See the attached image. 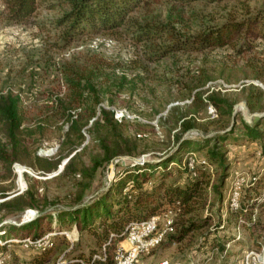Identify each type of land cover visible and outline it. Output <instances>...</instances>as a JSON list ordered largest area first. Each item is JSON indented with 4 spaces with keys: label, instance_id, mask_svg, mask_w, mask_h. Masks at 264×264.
Instances as JSON below:
<instances>
[{
    "label": "trees",
    "instance_id": "1",
    "mask_svg": "<svg viewBox=\"0 0 264 264\" xmlns=\"http://www.w3.org/2000/svg\"><path fill=\"white\" fill-rule=\"evenodd\" d=\"M248 1L2 0V16L10 25H23L31 20L39 4L47 3L48 10L58 11L55 24L63 30L58 37L60 44L57 48L62 50L83 37L115 35L128 27V34L135 45L144 44L153 48L150 60L157 63L166 57L173 58L176 53L201 54L216 49H230L236 56L255 54L257 42L264 43V9L253 10L246 4ZM161 2L166 5V14L162 17L150 9L152 4ZM198 2L207 5L237 2L241 3V12L237 14L234 8L218 23H212L192 8ZM138 9L147 12L140 22L131 18V14ZM56 66L65 92L48 98L44 106L24 107L18 94L10 91L0 94V224L12 217L20 220V216L27 211L35 212L31 220H25L20 225L6 223L0 226V239L4 241L0 250L5 251L6 246L13 243L7 241L13 235L23 234L19 244L24 245L25 236L32 241L43 236V225H69L75 227L79 234L89 235L97 249L94 248L89 256H72L65 264H81L80 261L88 264L103 245H106L105 260H96L91 264H114L113 251L124 240L120 235L126 226L130 222L155 216L165 207L173 208L176 213L174 232L163 241L168 240V245L181 243L207 227L210 218L204 216L198 219V214L207 204L208 189L220 198L224 183L232 174L224 145L228 142L235 146L261 142L264 139V119L253 126L242 123L241 135H235V127L226 130L236 101L230 99L229 94L217 90H202L207 84V77H203L202 81L196 79L195 85L188 86L192 95L190 106L183 111L180 107L169 108L167 118L158 119L164 130L165 122L177 113L172 120L174 129L166 136L167 141H172L174 145L162 156L140 162L137 161L138 154L133 153L136 142L131 144V139L124 135L122 123L115 121L113 113L100 106L104 99L112 105L113 98L126 91L130 82L122 64L95 51L85 50L73 53L68 60ZM141 69L147 70L145 66ZM253 79L260 81L261 74L255 73ZM249 86L244 100L249 112L262 111L264 92ZM241 90L244 92V87ZM210 106L215 110L217 120H208ZM58 124L66 125L67 129L56 155L40 157L36 154L40 137L46 128ZM212 124H219L221 132L218 130L207 136V127ZM192 131L197 132L195 137L189 136ZM84 133L89 135L87 144ZM197 153H204V156H196L198 162L190 170L183 162L189 155ZM119 156L129 159L127 164L120 166V174L108 187L80 206L83 193L95 173ZM15 164L43 175L60 172L59 167L63 166L57 179L69 175L72 179L81 178L76 183L80 191L69 206L72 209L56 208L46 212L53 207L46 197L41 199L38 182L26 174L23 177L27 188L18 194L15 191ZM169 165L183 177L182 184L176 181L167 184L171 177ZM212 167L220 171L215 186L210 185ZM253 175L254 180L242 192L241 201H244L241 209L234 216L244 217V229L260 232L264 231V216L261 214L264 209V203H261L264 171ZM53 232L58 236V232ZM110 235L114 237L108 244ZM233 241L239 243V240ZM27 249L39 255L34 258L33 264H44L52 248L27 246Z\"/></svg>",
    "mask_w": 264,
    "mask_h": 264
},
{
    "label": "rangeland",
    "instance_id": "2",
    "mask_svg": "<svg viewBox=\"0 0 264 264\" xmlns=\"http://www.w3.org/2000/svg\"><path fill=\"white\" fill-rule=\"evenodd\" d=\"M46 4H39L36 13L28 23L10 25L4 21L2 16L4 7L0 0V94L8 91L18 94L24 107L44 106L48 98L61 96L65 88L57 73V63H64L73 53L91 50L122 64V70L130 82L126 91L116 95L112 105L104 99L100 106L112 112L113 117L114 110L127 112V117L120 122L115 118L114 120L122 123L124 135L131 139V144L136 142L137 147L133 153L136 152L138 154L136 157L140 159L152 160L154 157H160L166 151L169 152L170 147L174 145L172 141H167L166 136L174 129L172 120L177 113L174 116L171 115L170 119L165 122L164 130L158 123V119L167 118L169 108L180 107L183 111L190 106L192 95L189 94L188 86L195 85L196 79L202 81L203 77H207V84L202 90H217L229 94L228 97L236 101L233 107L235 111L233 119L231 118L229 127L226 129H231L233 122L235 135H241L242 123L245 124L248 114L264 113V109L249 112L244 101L250 88L249 85L264 92L261 88V86L264 88L263 42H257L255 54L236 56L230 49H216L201 54L176 53L173 58L166 57L153 63L150 60L153 48L145 47L144 44L135 45L128 34L129 28L127 27L115 35L100 34L83 37L62 50L57 48L60 44L58 37L61 36L63 30L55 24L58 11L48 10ZM246 4L253 10L264 9V0H249ZM192 8L212 23H218L234 8L239 14L241 3L207 5L198 2ZM150 9L154 14H160L161 17L166 14V5L163 2L157 5L152 4ZM146 14L144 9H138L131 14V18L140 22ZM95 38L111 40L112 45L109 48L100 45L94 49L91 47V42ZM133 64L136 67L133 68ZM142 66H145L147 70L143 71ZM255 73L261 74L260 81L253 79ZM242 87L245 89L244 92L241 90ZM244 107L246 110L242 109ZM216 118L210 116L208 120L214 121L217 120ZM256 122L253 120L251 126ZM66 129V125L59 124L46 128L44 135L40 137L36 154L40 157L55 156ZM218 130L219 124L209 125L206 135L211 136ZM196 134L197 132L192 131L189 136L195 137ZM84 136L85 144H87L89 135L84 133ZM224 146V150L228 152L230 173L235 170L240 174L253 177L254 173L264 171V139L261 142H249L243 146L230 145L229 142ZM196 156L203 158L204 153H197ZM119 157L95 173L89 187L83 193L80 206L108 187L120 174V166L127 164L129 159L125 156ZM13 168L16 175L15 191L17 193L20 194L27 188L23 177L26 174L38 182L39 196L41 199L46 197L53 207L47 209L46 212L56 208L72 209L69 206L80 191L76 183L81 181V178L72 179L69 175V177L57 179L62 169L54 174L43 175L21 165L17 166L18 169L15 166ZM169 170L171 177L167 184L175 181L182 184L183 177L180 173L171 165H169ZM211 170L210 185L215 186L220 171L216 167H212ZM228 182H231V178L225 181L220 198L208 189L207 204L198 214V219L204 216L210 218L207 227L191 234L178 244L168 245V240H166L148 255L142 256L140 261L143 264H264V231L253 232L244 229L242 227L244 217L236 218L234 216L236 213L228 211L226 204ZM263 198L264 189L261 203H264ZM243 201L242 199L241 204ZM169 208L175 213L173 208L165 207L159 214ZM254 212H257L256 209ZM261 214L264 216V209ZM31 219V215L23 213L20 220L17 217L8 218L2 221L0 226L6 223L20 225L25 220ZM42 230L43 236L54 234L51 237L54 238L52 239L53 246L51 252L46 255V260L43 259L44 264H65L72 256L79 254L89 256L90 252L96 248L93 239L85 233L79 234L75 227L43 225ZM53 231L58 232V236ZM20 238H24V235L17 234L7 239L8 242H13V240L17 242L9 243L3 252L0 250V264H33L34 258L39 255L34 250L20 245ZM234 239L239 240V243L234 242ZM222 245L223 248H221ZM3 246L4 241L0 239V247ZM118 247L120 243L117 244L115 250ZM122 247L126 248L125 242Z\"/></svg>",
    "mask_w": 264,
    "mask_h": 264
},
{
    "label": "built area",
    "instance_id": "3",
    "mask_svg": "<svg viewBox=\"0 0 264 264\" xmlns=\"http://www.w3.org/2000/svg\"><path fill=\"white\" fill-rule=\"evenodd\" d=\"M103 45L107 48L111 47L112 41L104 38H95L91 42V47L97 49ZM208 115L215 117V110L210 106L208 107ZM127 117V112L114 110V118L120 122L123 118ZM140 137V136H139ZM145 159H137V161H144ZM198 162L195 154L189 155L184 164L190 170ZM206 165V162L201 161ZM17 169V164L14 165ZM253 177L249 175L240 174L235 171L232 174L231 182L226 196L227 209L231 213H236L241 209V196L244 188H246L252 181ZM22 192V191H21ZM264 201V198H263ZM26 214L31 215V218L35 216V212L27 211ZM176 213L172 209H167L162 214L152 216L146 220L130 222L125 230L121 233V237L124 238L122 242L126 243V248L118 247L113 254L114 264H143L140 261L142 256L148 255L153 249L158 247L166 238L168 234L174 232V217ZM54 234H48L36 241H32L30 238L23 240L24 246H35L37 249L51 248L53 246L51 237ZM113 235H110L109 242L113 239ZM13 242H17L13 240ZM106 245H103L97 254H94L91 258L93 263L96 260H105L106 258ZM81 264H85L80 261Z\"/></svg>",
    "mask_w": 264,
    "mask_h": 264
},
{
    "label": "water",
    "instance_id": "4",
    "mask_svg": "<svg viewBox=\"0 0 264 264\" xmlns=\"http://www.w3.org/2000/svg\"><path fill=\"white\" fill-rule=\"evenodd\" d=\"M261 88L264 89L262 86H261ZM246 108H247V106H246ZM246 108L244 107V108H242V109L246 110ZM247 110H248V108H247ZM248 111H249V110H248ZM234 113H235V111L233 110L232 119H233ZM260 119H264V113H253V114H248L247 121H245V124L248 125V126H251V125L253 124V120L258 121V120H260ZM251 123H252V124H251ZM232 126H233V122H232L230 128H232ZM66 161H67V160H66ZM66 161H64L63 165L66 163ZM62 167H63V166H60V167H59V170L62 169ZM18 194H19V193H18Z\"/></svg>",
    "mask_w": 264,
    "mask_h": 264
},
{
    "label": "crops",
    "instance_id": "5",
    "mask_svg": "<svg viewBox=\"0 0 264 264\" xmlns=\"http://www.w3.org/2000/svg\"><path fill=\"white\" fill-rule=\"evenodd\" d=\"M234 172H235V170L232 171V174H233ZM232 174H231V177H232ZM231 177H230V178H231ZM230 178H229V179H230ZM228 184H230V183L228 182ZM121 245L124 246V242H122Z\"/></svg>",
    "mask_w": 264,
    "mask_h": 264
},
{
    "label": "bare ground",
    "instance_id": "6",
    "mask_svg": "<svg viewBox=\"0 0 264 264\" xmlns=\"http://www.w3.org/2000/svg\"><path fill=\"white\" fill-rule=\"evenodd\" d=\"M18 169V168H17ZM20 170V169H19Z\"/></svg>",
    "mask_w": 264,
    "mask_h": 264
}]
</instances>
